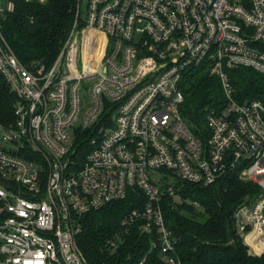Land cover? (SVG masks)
Returning a JSON list of instances; mask_svg holds the SVG:
<instances>
[{"label":"built area","instance_id":"2783aa9c","mask_svg":"<svg viewBox=\"0 0 264 264\" xmlns=\"http://www.w3.org/2000/svg\"><path fill=\"white\" fill-rule=\"evenodd\" d=\"M14 8L0 0V77L16 96L13 120L0 122V264H89L82 215L131 190L145 202L107 248L139 228L151 243L139 264H184L163 196L181 203L179 181L207 185L231 171L260 187L233 217L250 252L264 253V102H239L230 79L240 66L264 73V0H78L50 66L26 65L9 45L1 20ZM198 68L219 78L225 99L208 108L204 137L181 113L182 84ZM87 129L83 156L74 142Z\"/></svg>","mask_w":264,"mask_h":264},{"label":"trees","instance_id":"16d2710c","mask_svg":"<svg viewBox=\"0 0 264 264\" xmlns=\"http://www.w3.org/2000/svg\"><path fill=\"white\" fill-rule=\"evenodd\" d=\"M12 1L14 10L1 20L6 40L26 65L45 63L50 66L71 31L78 0ZM230 79L239 102L254 98L264 102V73L240 66L230 70ZM182 89L185 99L181 113L193 132L204 137L208 108L225 102L220 80L208 70L198 68L187 74ZM15 101L9 84L0 77V122L13 120ZM89 138L88 129L77 130L74 144L83 156L91 149ZM177 186L183 198L181 203H174L173 197L164 195L162 207L166 224L176 238V254L184 264H264V253L254 255L248 251L233 217L239 205L260 192L255 182L241 179L236 171H231L211 184L179 181ZM138 191L131 190L126 198L82 215L77 242L89 264H139L150 251L149 234L139 228L115 250L105 244L120 227L125 214L144 204L145 198L138 196Z\"/></svg>","mask_w":264,"mask_h":264},{"label":"rangeland","instance_id":"374dc122","mask_svg":"<svg viewBox=\"0 0 264 264\" xmlns=\"http://www.w3.org/2000/svg\"><path fill=\"white\" fill-rule=\"evenodd\" d=\"M88 98H89L88 86H84L81 89V107H82V109L85 108L86 103H88ZM1 130L2 129H0V139H1V136H2V131ZM152 172L158 173V176H159L158 181H159L160 184L163 183V181H165V180L166 181H170V182H173V180H174V177L172 175H169L168 177H166V179H163L164 176H165L163 171L154 170ZM248 251L250 252L249 247H248Z\"/></svg>","mask_w":264,"mask_h":264},{"label":"bare ground","instance_id":"6f19581e","mask_svg":"<svg viewBox=\"0 0 264 264\" xmlns=\"http://www.w3.org/2000/svg\"><path fill=\"white\" fill-rule=\"evenodd\" d=\"M257 248V247H256Z\"/></svg>","mask_w":264,"mask_h":264}]
</instances>
